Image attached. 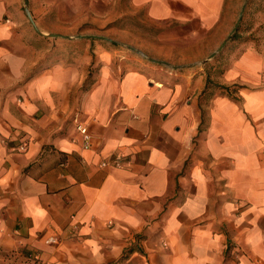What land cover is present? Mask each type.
<instances>
[{
    "label": "crops",
    "instance_id": "0c3cea01",
    "mask_svg": "<svg viewBox=\"0 0 264 264\" xmlns=\"http://www.w3.org/2000/svg\"><path fill=\"white\" fill-rule=\"evenodd\" d=\"M60 1L27 0L38 33L24 0H0V249L26 264H264V27L230 42L218 75L117 64L44 26ZM131 3L214 31L226 0Z\"/></svg>",
    "mask_w": 264,
    "mask_h": 264
},
{
    "label": "rangeland",
    "instance_id": "374dc122",
    "mask_svg": "<svg viewBox=\"0 0 264 264\" xmlns=\"http://www.w3.org/2000/svg\"><path fill=\"white\" fill-rule=\"evenodd\" d=\"M55 10L53 20L46 21L44 26L59 32L72 28L73 37L89 36L91 49L101 44L116 53L113 61L117 64L121 61L181 70L204 68L211 75L228 66L225 52L234 35L250 38L264 27V0H226L219 24L222 29L217 27L214 31H204L187 12L188 19L184 21L152 20L145 7L133 6L131 0H61ZM79 15L88 20L79 22ZM71 18H75L74 23ZM229 35L220 53L203 64ZM0 264H24V261L17 252L0 251Z\"/></svg>",
    "mask_w": 264,
    "mask_h": 264
},
{
    "label": "trees",
    "instance_id": "16d2710c",
    "mask_svg": "<svg viewBox=\"0 0 264 264\" xmlns=\"http://www.w3.org/2000/svg\"><path fill=\"white\" fill-rule=\"evenodd\" d=\"M238 38H240V36H237V35H234L233 37H232V41H234V40H237ZM245 38H247V37H245ZM231 41V42H232ZM224 71V69H221V70H219L218 72H216V74L218 75V74H221L222 72ZM215 74V75H216ZM207 88H213V90H214V92L215 91H217V92H219L221 95H228V96H230V87L228 88V87H224V86H220V85H217V84H214L212 81H211V79H210V75L208 74V77L206 78V89ZM236 89L237 88H239V87H235ZM235 89V90H236ZM204 98H208V95L206 96V97H204ZM202 114V119H203V115H204V113L202 112L201 113ZM0 251H2V252H15V251H4V250H2V249H0ZM20 256H21V258H22V255L20 254V252H17ZM23 259V258H22ZM29 259V258H28ZM34 261L35 262V258H30V261ZM23 261H24V264H26V261L23 259Z\"/></svg>",
    "mask_w": 264,
    "mask_h": 264
},
{
    "label": "built area",
    "instance_id": "2783aa9c",
    "mask_svg": "<svg viewBox=\"0 0 264 264\" xmlns=\"http://www.w3.org/2000/svg\"><path fill=\"white\" fill-rule=\"evenodd\" d=\"M76 129L79 132V134L82 136L84 147L88 148L90 146L91 136L88 134L86 127L84 125L79 124L76 126ZM19 150L24 151L25 146L21 145L19 147ZM109 163H111V165H113L114 167H121V163H122L121 156L120 155L114 156V158ZM105 165H106L105 163L102 164V166Z\"/></svg>",
    "mask_w": 264,
    "mask_h": 264
},
{
    "label": "water",
    "instance_id": "95a60500",
    "mask_svg": "<svg viewBox=\"0 0 264 264\" xmlns=\"http://www.w3.org/2000/svg\"><path fill=\"white\" fill-rule=\"evenodd\" d=\"M24 12L27 15L30 23L32 24L33 28L36 30V32L41 33V31L37 28V26L35 25L33 18L28 10V5H27V0H24ZM47 36L53 37L55 35L53 34H46ZM230 39V35L226 38V40L224 41V43L218 48V50H216L214 53H212L204 62L203 64H205L206 62H208L210 59L214 58L217 54L220 53V51L223 49L224 45L228 42V40Z\"/></svg>",
    "mask_w": 264,
    "mask_h": 264
}]
</instances>
